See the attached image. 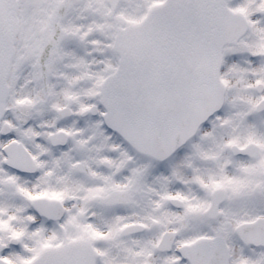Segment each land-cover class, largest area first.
<instances>
[{"label": "snow or ice", "instance_id": "6c2138e0", "mask_svg": "<svg viewBox=\"0 0 264 264\" xmlns=\"http://www.w3.org/2000/svg\"><path fill=\"white\" fill-rule=\"evenodd\" d=\"M0 264H264V0H0Z\"/></svg>", "mask_w": 264, "mask_h": 264}]
</instances>
